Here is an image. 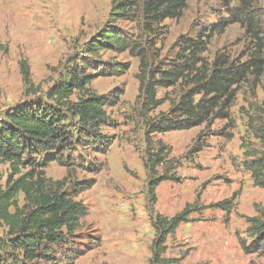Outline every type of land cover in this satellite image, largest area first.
Listing matches in <instances>:
<instances>
[{"label":"rangeland","instance_id":"1","mask_svg":"<svg viewBox=\"0 0 264 264\" xmlns=\"http://www.w3.org/2000/svg\"><path fill=\"white\" fill-rule=\"evenodd\" d=\"M227 2L190 0L182 18L166 20V34L158 44L162 58L169 60L176 56V41L180 36L196 37L230 19ZM236 5L232 2L230 7ZM259 9L264 31V0L260 1ZM110 11L111 0H0V43L6 47L0 51V118L6 110L34 97L25 93L21 60H28L34 85L39 87L37 95L42 96L59 76L65 60L77 54L103 28ZM120 26L136 37L134 24L122 22ZM252 47V37L246 28L234 23L222 34L211 37L203 56L212 60L217 53L225 51L232 58H238ZM99 60L125 62L130 69L123 76L98 77L90 86L92 91L114 102L106 108L108 125L101 129L112 138V145L107 150L104 145H90L83 136L74 134L72 145L64 152L65 158L71 156L75 160L76 178L79 181L95 179L96 184L77 198L87 205L88 215L81 220L75 237L55 249L54 258L57 264H149L155 231L148 210V176L141 159L146 121L136 104L139 60L129 52L103 53ZM166 93L172 99L178 97V91L171 89H160L158 96L164 97ZM260 106H264V75L256 90L244 85L238 93L231 110L236 122L233 138L220 134L231 131L223 120L215 121L210 127L203 125L189 131L153 136L154 141L162 140L171 147L170 158L178 161L180 167L176 174L182 179L179 184L168 181L157 188L156 212L172 217L187 204L196 202L198 196L197 203L209 207L236 195L229 224L225 223L227 213L220 209L206 208L194 213L192 219L197 222L182 224L168 238V258L186 254L179 264H264V250L252 245L245 220L256 216L257 208H264V190L255 187L244 168L241 148L242 144L246 148L258 146L247 124L248 117ZM169 108L170 102H167L149 117ZM199 135L208 147L189 156ZM67 171L54 161L45 167L47 177L53 180L64 179ZM159 171L162 173L163 169ZM9 174V166L2 165L0 188L5 186ZM20 201L23 204V197ZM0 236H4L2 228ZM238 236L251 247L252 254L243 252ZM77 254H80L78 260L70 262Z\"/></svg>","mask_w":264,"mask_h":264},{"label":"trees","instance_id":"2","mask_svg":"<svg viewBox=\"0 0 264 264\" xmlns=\"http://www.w3.org/2000/svg\"><path fill=\"white\" fill-rule=\"evenodd\" d=\"M189 1L111 0V11L103 28L82 45L77 54L65 60L59 76L42 96L37 95L39 87L34 85L28 60L20 61L25 93L34 97L6 110L0 118V167L6 164L10 170L5 186L0 188V228L4 234L0 236V264H57L55 249L75 237L81 220L88 215L87 205L77 198L92 189L96 180L79 181L75 160L71 156L65 158L64 152L72 145L74 134L83 136L90 145H104L107 150L112 145V138L101 129L108 125L106 108L114 102L95 93L90 86L98 77L123 76L130 65L100 61L103 53L129 52L139 60L136 104L146 121L145 150L141 159L148 176V210L155 231L149 264H179L184 260L186 254L180 258L166 256L167 240L182 224L194 221V213L206 208L220 209L227 213L225 223L229 224L236 195L209 207H201L197 203L198 196L196 202L187 204L172 217L156 212L157 188L168 181L179 184L182 179L176 174L180 167L178 161L170 158L171 147L162 140L154 141L153 136L189 131L203 125L210 127L215 121L223 120L231 131L220 134L233 138L236 122L231 110L238 93L244 85L256 90L264 75L261 0H228L226 8L230 19L196 37L180 36L176 41L178 53L164 60L158 48L166 34L164 22L182 18ZM232 2L237 3L236 7H230ZM122 22L135 25L136 37L120 26ZM234 23L246 28L252 37V49L238 58H232L225 51L217 53L212 60L204 57L211 37L222 34ZM5 50L0 43V51ZM90 70L95 72L90 73ZM160 89L177 90L178 97L172 99L166 93L160 98ZM167 102H170L167 112L149 117ZM247 127L258 146L241 145L243 166L255 187L264 190V106L257 107L256 113L248 117ZM200 138L201 135L189 156L208 147ZM53 161L67 168L64 179L47 177L45 167ZM256 211V216L245 217L246 233L253 239V246L264 250V208ZM238 237L243 252L252 254L251 247ZM79 256L75 255L70 262H75Z\"/></svg>","mask_w":264,"mask_h":264}]
</instances>
